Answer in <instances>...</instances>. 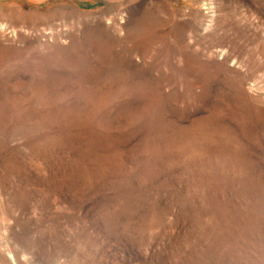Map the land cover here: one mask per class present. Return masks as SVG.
<instances>
[{
    "label": "rangeland",
    "instance_id": "1",
    "mask_svg": "<svg viewBox=\"0 0 264 264\" xmlns=\"http://www.w3.org/2000/svg\"><path fill=\"white\" fill-rule=\"evenodd\" d=\"M0 264H264V0H0Z\"/></svg>",
    "mask_w": 264,
    "mask_h": 264
}]
</instances>
